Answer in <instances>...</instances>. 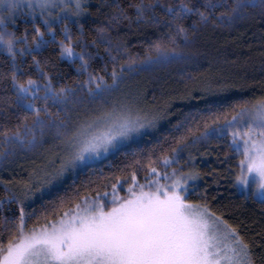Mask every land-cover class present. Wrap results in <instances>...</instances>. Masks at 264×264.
I'll return each mask as SVG.
<instances>
[{
	"label": "snow or ice",
	"instance_id": "obj_1",
	"mask_svg": "<svg viewBox=\"0 0 264 264\" xmlns=\"http://www.w3.org/2000/svg\"><path fill=\"white\" fill-rule=\"evenodd\" d=\"M102 6L111 14L107 23L95 28L91 45L99 49L103 44L104 56L88 50V31L82 22L91 15L86 0H0V47L11 59L3 79L10 80L12 89L11 96L0 99V115L8 120L15 117L13 123L0 124V162L35 152L50 141L60 149L47 167L33 170L31 183L20 182L17 189L11 181H0L5 191L0 206H20L18 217L0 221V264H257L258 260L264 264V253L257 257L239 226L213 211L206 197L191 199L190 182L200 179L199 171L194 166L187 171L172 167L179 163L181 152L227 134L240 157L236 169H230L234 186L251 191L264 203V96L237 101L227 111L207 105L202 125L184 126V134L174 137L171 154H161V168L152 167L149 156L145 182L132 173L126 196L118 195L121 181L113 183L110 192L96 191L82 198L76 192L74 197L60 198L53 209L59 211L58 218L49 220L44 213L37 217L44 223L29 226L35 209L26 212V200L69 172L149 136L164 116L138 106L139 92L127 90L126 83L129 74L139 70L134 67L136 58L124 61L121 45L108 36L110 29L132 17L119 0H104ZM129 7L135 9L137 21H163L169 29L166 41L150 46L140 65L145 70L188 60L186 51L193 37L209 25L256 17L264 22V0H203L200 4L142 0ZM18 16L26 17L23 22L31 24V31L26 27L17 35L13 29ZM49 47L74 69L75 77L56 79L50 70L56 66L51 57H40ZM29 56L30 63L23 61ZM98 57L103 65L97 70ZM73 200L72 207L61 211Z\"/></svg>",
	"mask_w": 264,
	"mask_h": 264
},
{
	"label": "trees",
	"instance_id": "obj_2",
	"mask_svg": "<svg viewBox=\"0 0 264 264\" xmlns=\"http://www.w3.org/2000/svg\"><path fill=\"white\" fill-rule=\"evenodd\" d=\"M112 2L113 0H108V3ZM119 2L127 9L132 20H122L110 29L108 36L114 43L121 45L120 55L124 61L129 56L136 58L134 67L139 70L129 74L128 79L132 81L127 82L130 85L128 88L139 92L145 110L163 112L164 116L159 121L157 130L149 132V136L131 142L96 164L79 169L49 193L26 200L25 211L31 213L35 209V215L29 221L30 227L37 222L44 223L43 219L37 221V217L44 213L48 214L49 220L58 218L59 211L54 213L53 209L59 204L61 197H74L76 192H79V198L95 195L96 191L110 192L111 185L117 181H121L119 194H125L132 182L130 177L133 172L139 182L144 183L149 156L153 161L152 167L161 168V154H171L169 149L174 146V137L184 134V126L194 128L197 123L202 125L201 117L208 115L207 105H213L214 110L227 111L237 101H255L264 96V22L259 17L231 24L218 22L202 28L193 37V44L186 51L188 60L153 65L145 70L140 65L149 53L150 46L161 40L166 41L169 29L163 21L153 24L136 20L135 9L129 5L141 3L142 0ZM169 2L179 3L180 0ZM194 2L200 4L203 0ZM103 4L104 0H88L86 6L91 15L82 20L88 31V50L93 53L99 51L101 56L105 55V46L101 44L97 49L91 45V40L96 35L95 28L107 23L111 14V10L102 6ZM25 19L23 16L17 17V24L13 29L17 30V35L22 34L26 27L31 31V24L24 23ZM191 19L186 24H190ZM70 26L74 32L77 31V26L71 21ZM182 39L178 37L180 42ZM155 54L153 51L152 55ZM48 56L56 65L50 69L56 79H61V76L75 77L74 69L69 68L66 61L59 60L57 50L49 47L40 53L41 58ZM23 61L30 63L31 57H25ZM23 61L18 60L25 66ZM102 65L103 61L98 57L94 67L98 70ZM10 66L11 59L0 47V99L12 95L10 80L3 79ZM31 71L34 74L35 69ZM189 76L192 78L189 79ZM64 82L70 80L65 79ZM209 86L211 91L202 90ZM13 122L15 117L8 120L6 115H0V124ZM177 125L180 127H175ZM189 153L196 156L194 167L201 174L189 191L191 199L206 197L213 211L222 214L234 226H239L241 234L251 243L257 257L264 253V203L251 195L238 192L234 186L230 169H236L239 155L230 147L229 136L225 134L209 141H201L180 155L188 156ZM22 154L0 162V166L15 160V157L19 160ZM174 166L173 164L172 167ZM20 176L21 173L17 170L9 174L0 172V181L16 182ZM4 196V184L0 183V198ZM75 202L73 200L65 204L61 211H66ZM19 207L17 203H4L0 206V221L4 217H18Z\"/></svg>",
	"mask_w": 264,
	"mask_h": 264
},
{
	"label": "rangeland",
	"instance_id": "obj_3",
	"mask_svg": "<svg viewBox=\"0 0 264 264\" xmlns=\"http://www.w3.org/2000/svg\"><path fill=\"white\" fill-rule=\"evenodd\" d=\"M87 2H88V0H86V3ZM24 18H26V17H24ZM131 81L132 80H130V79L127 80V82H131ZM128 86H130V85L127 83V90L132 91L131 89L128 88ZM138 106L141 109H143L144 112H146V113L156 114L155 111H153V110H145V108H143L144 105L141 103L140 97L138 98ZM151 131H153V130H149V132H151ZM138 139H140V138H137L136 140H138ZM229 140H230V143H231L230 136H229ZM130 143L131 142H129L128 144H130ZM58 151H60V149L57 148V147H54L53 146V143L50 141L44 147L39 148L35 152L23 153L20 156L19 160H18L17 157H15V160L9 161V162H6V163H3L0 166V172H6V173L9 174V173H11L13 171H16V170L19 171L21 173V176H20L19 180H17L16 182L15 181L12 182V184L17 189H19L21 187L20 182H29V183H31L32 182V179H30V176L33 173V170H36V171L39 172L40 169L47 167L49 165V159L50 158L54 159V157H53L52 154L55 153V152H58ZM110 154H112V153H110ZM110 154H108L105 157H102V158L98 159L93 164H96V163L102 161L103 159H105L106 157H108ZM239 159H240V157H239ZM196 160H197L196 159V156H193V155H191V159H190V155H188V156L180 155V157H179V163L178 164H174L175 165L174 168H183L185 171H187L189 167H193L194 166ZM56 164L57 165L59 164V161L58 160L56 161ZM82 168L83 167L78 168L74 172H69L68 174H66L65 178L62 181L56 182L50 188H46L43 193H37L35 196H42L44 194L49 193L52 189L57 188L63 182H65L66 180H68L69 179V176H72L76 171H78L79 169H82ZM169 171H170V169H169ZM33 179H34V177H33ZM195 182H197V181H195ZM195 182L194 183L190 182L191 187L195 184ZM191 187H190L189 191L191 190ZM236 188H237V191L238 192H241V193H243L245 195H251L252 196V192L251 191H246V190L241 189L239 187H236ZM118 195H120V196H126L127 195V191H126L125 194H119V192H118ZM257 199H259V198H257Z\"/></svg>",
	"mask_w": 264,
	"mask_h": 264
}]
</instances>
